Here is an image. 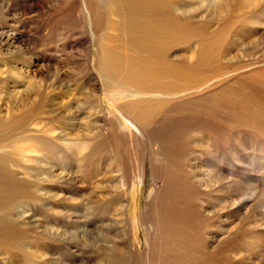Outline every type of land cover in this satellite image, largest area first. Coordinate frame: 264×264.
Here are the masks:
<instances>
[{
    "label": "rangeland",
    "instance_id": "374dc122",
    "mask_svg": "<svg viewBox=\"0 0 264 264\" xmlns=\"http://www.w3.org/2000/svg\"><path fill=\"white\" fill-rule=\"evenodd\" d=\"M107 1L86 0V6L83 0H0V36L8 39L0 59L21 60L18 49H29L27 75L49 86L48 98L0 133L8 168L17 166L16 150L37 146L40 136H31L32 128L48 118V202L38 217L26 215L17 223L24 248L16 251L17 262L264 264V0H146L153 41L166 47L138 50L137 43L135 50L122 43V51L136 61L157 67L172 62L184 70L191 85L171 82L168 97L208 86L185 108L169 104L147 131L108 95L122 90L107 87L106 80H122L99 73L98 53L108 47L99 52L96 43L103 41L106 21L91 32L86 10L93 9L94 19ZM132 2L117 14L131 13ZM168 30L178 39L170 40ZM1 80L4 106L24 80ZM166 88L148 85L144 95H168ZM122 92L135 94L129 86ZM152 99L143 97L146 103ZM11 178L12 184L19 179L16 192L29 195L12 203L11 215L25 203L40 207L24 176ZM5 182L1 201L8 197ZM19 203L24 207L17 209ZM10 242L19 249L14 238ZM30 246L39 251L33 257Z\"/></svg>",
    "mask_w": 264,
    "mask_h": 264
},
{
    "label": "bare ground",
    "instance_id": "6f19581e",
    "mask_svg": "<svg viewBox=\"0 0 264 264\" xmlns=\"http://www.w3.org/2000/svg\"><path fill=\"white\" fill-rule=\"evenodd\" d=\"M116 1V2H114ZM121 1V3H119ZM83 4L87 6L86 0H83ZM129 6V0H109L106 2V6L103 14L98 10L95 12L94 19L91 18V13L93 9L89 7V10H86L88 19L90 20L91 32H95L98 30L99 26H103V22L106 21L105 28L106 33L103 36V41H100L97 44V49L100 52L102 47L106 45L108 49H103L102 53H98V66L99 73L103 75L105 74V78L110 75L112 80L120 81L123 85L125 84V88L121 84H114L109 80H106L107 87H112L116 91L121 89L124 91L126 87H130L134 90V95L127 93L125 94L122 91L119 92H111L108 90V95L112 97V99L120 105L121 110L125 114V116L130 119L135 125L139 128L147 131L150 129L152 125L156 122V118L158 114H161L169 104L172 107L184 106L186 107L188 100L193 99L195 95L203 92L208 86H205L193 93L186 94H178L174 97H168L173 94L174 89L171 87V82L180 85V83H184V85L190 86L191 82L184 70L176 68V66L170 62L167 64H163L159 67L153 65L150 62L139 60L136 61L131 54L125 51H122L124 47H121V44H139L138 50L143 47L151 48L157 47L159 51L163 50L166 47L164 41H160L158 44H155L153 41L155 34L150 30V21L146 19L145 15L148 13L150 9V3L146 0H133L131 5V13H123V17L117 14V11L123 10L122 7ZM93 8V7H92ZM119 8V9H117ZM124 11V10H123ZM178 11V10H177ZM109 21L111 22L109 24ZM109 24V25H108ZM157 33H164V29L161 27L153 28ZM168 34V38L170 40H177L178 34L171 30L166 32ZM95 35V34H94ZM0 52L1 47L8 42V39L3 41V36H0ZM4 44L2 45V43ZM143 42H146V46H143ZM135 48V45H134ZM18 50L23 51L21 60L17 57H7L1 56L0 62V77L7 75H13L17 79L23 81L24 85L19 86L22 88L17 92V97L6 96L5 99L10 104L0 105V113L7 111L8 117L5 121H0V133L4 132L7 128L17 126L22 122L26 116L34 109L36 101L46 99L49 96V86L45 83L44 80H40L35 83L31 81L33 76L30 78L27 74L30 72V67L32 62L29 60H25L26 54L25 51L29 49L20 48ZM136 50V48H135ZM1 54V53H0ZM130 56V57H129ZM0 78V85L1 80ZM101 78V77H100ZM119 78V79H118ZM102 80V78H101ZM103 82V80H102ZM5 84H9V82L4 81ZM159 84L167 85L170 89L166 88L167 92H170L168 95L162 94H150L144 95L145 90L148 85L149 86H158ZM14 88V87H13ZM144 90V91H143ZM179 91V89L177 90ZM23 96V99L21 98ZM143 97H154L152 99V103H146L143 100ZM167 97V98H165ZM233 97V96H232ZM132 98L137 99V101L130 100ZM114 102V103H115ZM13 104V106H11ZM189 104V103H188ZM148 105V106H147ZM176 112V111H175ZM20 113L19 116L16 114ZM174 114V113H173ZM6 115V116H7ZM48 118H44L43 123H39L40 125H35L32 128V135L37 134L40 136V143L36 146L31 143V145L27 148L23 147L20 150H16V155L21 162L14 166L8 168L6 158H4L3 150H6L4 146H0V181H4L8 177V197L5 201H1L4 197L5 191L0 187V245L3 243V246H6V253L3 252L4 247L0 246V256L4 258H0V264H19L16 260L17 252H21L24 250L23 248V235L16 231L17 223L25 219L27 215V220L34 219L35 216L38 217L37 214L42 207H45L46 196L48 195L47 190V182H49L46 165H49L50 152L46 149V144L48 140ZM19 122V123H18ZM37 124V123H36ZM208 142H210V138H207ZM1 141V140H0ZM20 154V156H18ZM4 155V156H3ZM13 164L15 163L12 162ZM18 163V162H17ZM14 166V168H12ZM35 168L41 170L40 174L35 173ZM21 170L23 171L21 173ZM11 173L13 176L22 175L25 179L27 185L25 188L30 189V191H36L35 193L39 198L36 197V200L33 199L35 203L39 202L40 207L37 204H32L31 206L28 203H25V209H20L24 207L23 203L25 198H29L25 196L21 191H15V181H19V179L14 180V183H11ZM49 173V172H48ZM29 178V179H27ZM37 179V180H36ZM1 184V183H0ZM30 186V187H29ZM122 187V186H121ZM36 188V190H34ZM34 194V193H33ZM21 202L17 206V209H20L16 216L11 215L12 213V203ZM35 205V206H34ZM40 208V209H39ZM10 218V219H9ZM13 220V221H12ZM44 223V220H40V224ZM26 223L23 222V226ZM14 227V228H13ZM14 238L19 243V249H14L13 243L11 244L10 240ZM177 239V238H176ZM6 242V243H4ZM10 242V243H9ZM18 245V244H17ZM18 247V246H17ZM30 251L33 255H36L39 251L36 247L30 246ZM44 250V249H42ZM17 251V252H16ZM43 254L41 253L39 257L41 258ZM30 257V256H29ZM45 262V261H44ZM114 262V261H113ZM41 264H43L41 262Z\"/></svg>",
    "mask_w": 264,
    "mask_h": 264
}]
</instances>
